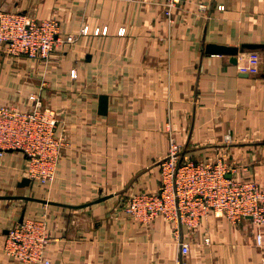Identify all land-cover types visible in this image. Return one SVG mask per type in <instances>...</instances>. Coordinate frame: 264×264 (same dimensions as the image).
<instances>
[{
  "label": "crops",
  "instance_id": "crops-1",
  "mask_svg": "<svg viewBox=\"0 0 264 264\" xmlns=\"http://www.w3.org/2000/svg\"><path fill=\"white\" fill-rule=\"evenodd\" d=\"M163 3L0 0L2 10L55 18L62 36L76 37L48 60L0 48V104L29 108L40 94L57 111L65 140L49 186L21 185L23 151L0 155V195L51 201L0 199V264H24L4 252L9 228L44 214L51 264H264V226L249 218L211 214L184 228L190 251L182 254L172 222L144 223L121 209L131 194L157 190L171 135L184 157H223L235 177L264 187V51L259 74L238 70L251 51L243 44H264V0H182L171 21ZM210 43L239 47L238 62L206 52Z\"/></svg>",
  "mask_w": 264,
  "mask_h": 264
},
{
  "label": "built area",
  "instance_id": "built-area-1",
  "mask_svg": "<svg viewBox=\"0 0 264 264\" xmlns=\"http://www.w3.org/2000/svg\"><path fill=\"white\" fill-rule=\"evenodd\" d=\"M181 2L164 0V14L170 21ZM81 31L88 33L89 27ZM99 32L106 33L107 27L96 28L95 33ZM75 38L71 34L62 36L55 18L38 19L0 9V48L5 47L9 55L48 60L57 48ZM262 65V53L251 50L247 59L238 64V70L257 75ZM30 99L29 108L0 104V155L9 150L23 151L27 157L26 175L49 186L57 176L65 140L58 133L57 111L45 105L40 94ZM184 149V144L171 135L168 152L160 161L157 190L131 194L123 202V212L144 223L157 217L172 222L182 254L190 251L183 229L197 228L211 214L233 223L249 218L257 227L264 226V187L258 181L235 177L234 167L223 157L197 161L184 157ZM48 225L46 214L14 224L6 236L4 252L24 264H51L47 257L51 242ZM256 243L263 244L261 232L256 233Z\"/></svg>",
  "mask_w": 264,
  "mask_h": 264
},
{
  "label": "water",
  "instance_id": "water-1",
  "mask_svg": "<svg viewBox=\"0 0 264 264\" xmlns=\"http://www.w3.org/2000/svg\"><path fill=\"white\" fill-rule=\"evenodd\" d=\"M249 49V50H262L264 51V44H258V43H248L243 44L241 50ZM206 52L208 53H220V54H227L231 56V61L233 63L238 62V54L240 52V48L237 46H226L222 44H207L206 45ZM108 109V96L107 95H101L100 96V113L106 114ZM32 183V179L29 177H24L21 181V185H30ZM109 196H104L96 200L95 202L103 201L107 199ZM15 198H24V199H34L38 200L44 203H51L49 200H43V199H37L32 198L28 196H15V195H0V199H15ZM24 219V216H22L21 220Z\"/></svg>",
  "mask_w": 264,
  "mask_h": 264
},
{
  "label": "rangeland",
  "instance_id": "rangeland-1",
  "mask_svg": "<svg viewBox=\"0 0 264 264\" xmlns=\"http://www.w3.org/2000/svg\"><path fill=\"white\" fill-rule=\"evenodd\" d=\"M62 152H63V151H62ZM30 218H33V217H30ZM18 222H21V221H18ZM18 222H17V223H18ZM11 227H12V226H11ZM11 227H10V228H11ZM10 228H9V229H10Z\"/></svg>",
  "mask_w": 264,
  "mask_h": 264
}]
</instances>
